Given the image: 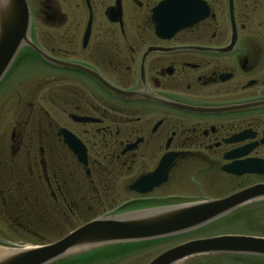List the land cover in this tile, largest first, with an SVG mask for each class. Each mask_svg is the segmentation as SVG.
<instances>
[{"label":"flooded vegetation","instance_id":"obj_1","mask_svg":"<svg viewBox=\"0 0 264 264\" xmlns=\"http://www.w3.org/2000/svg\"><path fill=\"white\" fill-rule=\"evenodd\" d=\"M167 1L40 0L49 32L37 38L25 0L39 53L24 45L11 67L43 76L0 151V248L54 243L96 206L176 203L152 197L176 180L228 191L183 204L264 191V0H197L203 18L158 36ZM163 157L164 180L141 182ZM250 206L264 209V193L220 219Z\"/></svg>","mask_w":264,"mask_h":264},{"label":"water","instance_id":"obj_2","mask_svg":"<svg viewBox=\"0 0 264 264\" xmlns=\"http://www.w3.org/2000/svg\"><path fill=\"white\" fill-rule=\"evenodd\" d=\"M199 5L197 0H169L161 4L156 14L163 11L160 16L167 15L165 20L171 26L162 28L160 24H157L160 22L157 20L156 34L170 36L203 18L205 13L201 9L200 11L196 9ZM29 27L30 15L25 0H0V81L19 49L24 45L32 46L28 39ZM32 48L39 53L35 47L32 46ZM42 57L47 62L51 61L44 55ZM114 92L124 97L129 96L117 90ZM77 160L85 164L83 152L78 154ZM170 161L171 158L163 157L155 172L142 178L141 182L151 180L158 182V179L162 182ZM223 170L236 175L241 174V172L231 171L229 167ZM145 190L141 192L144 193ZM263 193L261 186H254L222 199L102 216L72 230L54 243L16 251L8 250L10 252L0 257V264H51L70 253L180 235L218 220L248 201L260 197ZM220 254L264 258V237L220 235L190 240L165 250L148 264H177L192 257Z\"/></svg>","mask_w":264,"mask_h":264},{"label":"rangeland","instance_id":"obj_3","mask_svg":"<svg viewBox=\"0 0 264 264\" xmlns=\"http://www.w3.org/2000/svg\"><path fill=\"white\" fill-rule=\"evenodd\" d=\"M31 11L33 13V26L36 37L45 38L48 35V26L43 22L39 15L40 0H30ZM61 6L62 1L58 0ZM25 63V64H24ZM32 62L19 61L10 67V73L0 81V151L4 141L8 137L10 125L17 119H26L28 106L32 102L34 84L37 81V73L41 75L35 66L30 65ZM42 74L44 69L40 70ZM7 73V72H6ZM43 76V75H41ZM28 133L31 132V126L27 127ZM24 160V159H23ZM227 190L220 189L216 186L215 190H209L203 187L196 188L189 184V180H176L169 184L165 190L157 191L152 197H163L167 194L168 198L176 199L162 205L132 206L125 210H120L119 205L96 206L91 214H88L87 220L96 214L99 217L144 210L149 208H158L166 206L184 205L187 201L201 200V197L220 196L226 194ZM40 196H43L42 194ZM172 196V197H171ZM122 197V196H120ZM263 208L250 206L241 209L240 212L205 225L199 229L171 236L163 239L139 242V243H120L108 246H102L88 251L70 253L62 259L57 260L54 264H148L154 257L163 251L176 246L184 241L205 238L214 235H249L253 237H264V211L259 213ZM264 210V209H263ZM81 221L72 222L73 227L81 224ZM63 232L56 231L55 239L58 240ZM177 264H264V258L244 255H221V256H199L192 257Z\"/></svg>","mask_w":264,"mask_h":264},{"label":"bare ground","instance_id":"obj_4","mask_svg":"<svg viewBox=\"0 0 264 264\" xmlns=\"http://www.w3.org/2000/svg\"><path fill=\"white\" fill-rule=\"evenodd\" d=\"M8 252H10V251L5 250V249H1V248H0V257H1L2 255H4V254L8 253Z\"/></svg>","mask_w":264,"mask_h":264}]
</instances>
